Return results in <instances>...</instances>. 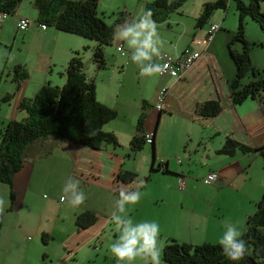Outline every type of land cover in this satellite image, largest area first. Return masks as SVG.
Masks as SVG:
<instances>
[{
	"label": "crops",
	"instance_id": "obj_1",
	"mask_svg": "<svg viewBox=\"0 0 264 264\" xmlns=\"http://www.w3.org/2000/svg\"><path fill=\"white\" fill-rule=\"evenodd\" d=\"M215 1L187 0L165 21L156 22L157 32L163 42L161 53L166 52L171 56H180L188 46L201 50L196 48L192 41L202 39L211 24L219 25V29L211 44L202 51L200 59L183 79L174 80L159 76L152 107H147L144 123L145 135L155 132L156 150L150 169L147 171L149 159L147 161L146 156L142 158V153L146 155L145 147L132 154L129 145L126 150L120 147L118 151L116 147L110 148L106 145L93 150L55 138L34 143L26 152L23 167L13 177L12 189L15 199L11 205L8 186L0 183L3 187L0 188V199L5 202L3 213H0V264H99L97 259L100 250L107 242L106 236L102 235H105V230L111 233L118 230L117 224L112 220V214L115 211V202L119 199L120 188L139 191L142 195L148 185V181L144 185L140 182L130 185L115 183L114 174L121 170L133 172L139 177L160 175L166 179L164 181L167 183V191H161L159 194L170 196L169 192L172 191L180 196V205L186 202L187 207L192 208L189 209L191 215L187 235H170V239L193 245L219 244L218 240L226 230L225 221L236 225L240 232H243L247 217L254 213L255 204L264 191L263 161L258 152L243 153L236 150L233 156H227L217 154V151L228 138L247 147H264V106L260 97L248 98L239 105H234L229 98L228 81L235 75V66L227 44L236 32L238 24L234 0H227L226 10L214 11L207 23L199 28L195 26L204 4ZM144 5L124 13L127 17L124 16L121 24L125 19L141 15ZM260 8L264 12V1L260 2ZM21 18L28 19L29 26L23 31L17 27L18 31H28L29 37L31 35L37 41L40 51L48 53L53 50L50 45L54 41L60 44L61 54L67 63L75 52L79 53L76 47L67 42L74 39L71 34L57 31L53 27L41 28L37 22V10L33 17L36 26L31 31L28 30L31 20L26 16H19L17 26ZM244 23L246 39L255 43L251 48L252 64L264 78V34L252 19L245 18ZM116 44L125 50L123 41ZM232 49L240 51L241 45L234 43ZM126 52L124 57L130 62V53ZM49 60L51 61V58ZM153 62L158 63L156 57ZM103 71L96 70L95 79L94 76L86 75L96 83L97 99L96 80L101 77ZM63 74L58 73L59 86L64 84ZM30 78L29 73L28 79L21 83L11 101L21 114L19 120L26 117V113L18 107L26 98L25 91ZM254 79V76L248 73L242 83L246 84ZM46 83L51 84V81L44 84ZM161 87H166L168 92L162 109L157 110V91ZM212 99L220 101L221 112L214 118L197 116L196 105ZM98 101L115 109L117 117L120 114L123 116L124 112H120L116 105H110L104 99ZM141 110L142 105L135 113L127 111L125 115H131L135 120ZM15 118L13 117L14 120ZM165 125L170 127L166 128ZM113 128L127 133L129 141L136 132L134 125L130 129L123 124H117L110 127L117 139L121 134L115 133ZM137 162H141L140 169L131 167L132 163ZM151 166L154 171H151ZM201 167L207 170L205 173L201 172L203 179L209 172H217L218 181L213 184H205L203 181L211 187V193L200 194L195 198L194 193L186 194V188L198 178V169ZM165 169L169 173L164 174ZM178 177L183 178L182 185ZM69 178L79 181V189L86 197L84 203L78 207L71 206L67 201L61 202L62 189ZM45 192H48V198H44ZM143 198L135 206L136 211ZM157 202L159 200L154 203ZM200 205H203V210L198 209ZM126 208L129 213L132 206L126 205ZM82 211L97 215L94 225L86 229L77 228L75 219ZM42 234L49 237L46 243L41 240ZM103 260L105 264L116 263L114 257L104 256Z\"/></svg>",
	"mask_w": 264,
	"mask_h": 264
},
{
	"label": "trees",
	"instance_id": "obj_2",
	"mask_svg": "<svg viewBox=\"0 0 264 264\" xmlns=\"http://www.w3.org/2000/svg\"><path fill=\"white\" fill-rule=\"evenodd\" d=\"M22 1L0 0V12L12 16ZM185 1L187 0H153L145 3L144 12L150 10L152 19L160 23L176 12ZM261 1L264 0H248L247 3L234 0L238 24L236 32L227 44L235 66V75L228 81L229 98L234 105H239L248 98L260 97L264 106V78L251 60V48L255 43H250L244 32V20L250 18L258 24L264 34V12L260 8ZM98 4L99 0H33L37 10V22L40 25L94 41L96 44L92 60L97 70H103L105 69L104 47L114 40L113 31L122 20L118 18L114 23L106 24L103 17L98 14ZM226 8L227 0L204 4L202 13L196 19V28L207 23L214 11L226 10ZM234 43L241 45L240 51L232 49ZM248 73H251L255 79L243 84L242 80ZM63 75L65 81L62 86L46 83L32 99H23L19 104V110L24 111L26 117L22 120L9 121L0 131V183L9 188L10 205L15 199L12 189L13 177L23 167L26 152L34 143L55 138L93 150L100 149L104 144L119 146L115 135L103 129L107 123L117 117V111L97 100L95 83L83 72V64L77 52L68 61ZM28 77L29 73L24 65L17 64L12 68L11 79L16 88H19ZM9 99L11 95L6 94L2 100L9 101ZM147 107L148 104L143 102L136 122L135 135L129 142L132 154L141 151L146 144L144 123ZM220 112L221 104L217 99L204 101L195 107L196 115L202 118H214ZM154 137L155 132L151 134L149 143L152 147L153 159ZM236 150L243 153L258 152L264 167V147L255 149L228 138L217 154L233 156ZM154 170L151 166V171ZM164 172L169 173L167 169ZM148 179L126 170L114 174V182L124 185L141 181L144 185ZM96 221L95 213L82 211L76 216L75 224L78 229H86ZM47 239L49 237L42 234V242L46 243ZM240 239L246 242V252L236 261L224 256L219 244L193 245L174 240L167 241L163 247L162 260L167 264H264V191L255 204L254 213L247 217Z\"/></svg>",
	"mask_w": 264,
	"mask_h": 264
},
{
	"label": "rangeland",
	"instance_id": "obj_3",
	"mask_svg": "<svg viewBox=\"0 0 264 264\" xmlns=\"http://www.w3.org/2000/svg\"><path fill=\"white\" fill-rule=\"evenodd\" d=\"M150 1L151 0H99L97 10L99 16L103 17L106 24H112L119 17H121V20H124V16L127 17V14L124 13L134 11L137 8L139 9V7H142L145 3ZM194 2L196 4V1ZM34 12H36V9L33 7L32 0H24L22 4H19L16 12L12 16L8 15L0 22V131L4 129V126L11 121L13 117H16L15 120L21 119V114L18 113L15 104L13 102L11 103L15 92L19 90L11 79L12 68L16 64L25 65L28 73L31 74V78L25 91V99H32L36 95L38 91L37 89L46 81H51V85L53 86H59V80L57 79L58 73L62 75L66 68L67 60L63 59L61 54L62 49L59 43L56 44L52 41L50 47H53V50H49L50 52L48 53L46 51H40L37 41L34 40L33 36L30 35L29 37L28 31H18L17 23L19 16L22 15L31 20L28 30L31 31L36 26V23L33 20ZM121 23L117 25H120ZM25 35H28V37L24 38L23 36ZM71 37L74 39H67L68 41H66L78 49V55L83 64V72L88 77L94 76L95 79L97 68L92 60V53L96 43L79 36L71 35ZM116 43L117 41L113 40L110 45L104 47L105 69H103L104 71L101 73V77H98L96 80L98 99H104L110 105H116L120 112H124L123 116L120 114L119 117L104 126V131L109 133H113L110 131V127H114L117 124L120 126L123 124L126 127H130V129H132L134 125L135 128L137 122L136 119L138 118L133 120L131 115H125V112L130 111L131 113H135L136 109L141 107L143 102H146L149 108L150 106L152 107V98L159 81L158 74L141 77L139 75L138 66L132 61L128 62V59L124 57L127 53L126 51H129L130 53L127 45H124L125 50H123V53L125 55H122L121 52L118 53L116 51ZM50 58L51 61L49 60ZM50 69L52 70L51 73L49 72ZM159 90L157 91V94ZM6 93L11 95L9 101L2 100ZM124 115L125 119L123 118ZM165 127L168 128L170 125H165ZM113 131L121 134L119 139H117L119 146L116 147V149L120 151L119 148L122 147L126 150L130 142L127 137L128 134L122 133L116 129ZM115 137L118 138L116 135ZM104 145L114 148L112 145ZM144 147L146 149V155H143L144 153H142V158L143 156H146L147 161L149 159L147 166L148 171L153 156L149 143H146ZM140 163L141 162H137L130 165L131 167H138L137 169H140ZM198 172V178H196L190 185L188 184L186 188V194L194 193L195 198H198L200 194L211 193V187L203 183L204 179L201 176V172L205 173L207 170L204 167H201L198 169ZM164 180L166 179H163L160 175L149 177L147 182L148 185L145 186V189L142 191L141 198H144L141 201L138 210H135L137 204L127 205L132 206V208L129 209L130 212L128 214L133 219L134 224L145 221H155L159 224L160 232L157 242L159 249V264H167L162 260V250L167 241L172 240L169 236L187 235L189 227L188 221L191 215L189 209H192L187 207L186 202L181 204L183 205L181 206L180 196L172 191L169 192L170 196L167 194L164 195L163 193L159 194L161 191L164 193L167 191L165 188L167 183ZM1 187L2 184H0V188ZM176 187L177 186H175V188ZM48 195V192H45L44 198H48ZM158 200L159 202L154 203ZM198 204L200 203L198 202ZM202 206L203 205H200L198 209H202ZM119 230L120 229L118 228V230L112 233L109 230H105V235H102V237L106 236L107 242L100 250L97 259L99 264H105L103 260L104 256H109L110 258L113 257L109 249L110 245L115 242L120 235ZM81 255L84 256L82 253ZM132 264H149V262L137 258Z\"/></svg>",
	"mask_w": 264,
	"mask_h": 264
},
{
	"label": "clouds",
	"instance_id": "obj_4",
	"mask_svg": "<svg viewBox=\"0 0 264 264\" xmlns=\"http://www.w3.org/2000/svg\"><path fill=\"white\" fill-rule=\"evenodd\" d=\"M157 27L152 19V12L148 10L141 15L125 19L124 23L117 25L113 31L114 41H123L127 45L130 59L138 66L141 77L162 74L167 67L153 62L154 57H160L163 43ZM62 191L61 202L67 201L73 207H78L86 199L84 192L79 189V181L74 178L65 182ZM140 199L139 191H126L124 187L119 190L112 220L120 229V235L109 249L116 264H132L137 258L149 264H159V224L155 221L134 224L126 208V205L139 203ZM4 203V200L0 199V213H3ZM224 227L226 230L218 240L222 253L229 260H239L246 252V242L240 239L242 233L236 225L227 221L224 222Z\"/></svg>",
	"mask_w": 264,
	"mask_h": 264
},
{
	"label": "built area",
	"instance_id": "obj_5",
	"mask_svg": "<svg viewBox=\"0 0 264 264\" xmlns=\"http://www.w3.org/2000/svg\"><path fill=\"white\" fill-rule=\"evenodd\" d=\"M8 15L4 12H0V22L3 21ZM29 26V20L25 18H21L19 20L18 29L19 30H26ZM42 29H45V25H40ZM219 29V25L211 24L209 29L207 30L205 36L202 39H194L192 44L196 48H201V50L193 49L191 46L185 48L180 56H171L166 53H161L160 57L156 58L159 64L167 65L164 69L162 74L158 75L161 78H171L174 80H181L184 78L186 73L192 68V66L200 59L202 56V51L206 50L208 46L211 44L215 34ZM117 52L123 53V47L117 46ZM168 89L166 87H161L156 98V108L157 110H161L166 97H167ZM146 143L151 142V134L145 135ZM180 183L182 182V177H178ZM218 181V174L217 172H209L206 177L204 178L205 184H213ZM179 183V184H180ZM182 185V183H181Z\"/></svg>",
	"mask_w": 264,
	"mask_h": 264
}]
</instances>
